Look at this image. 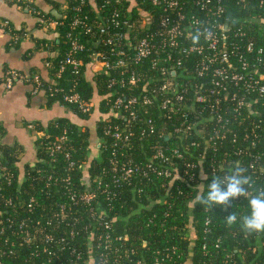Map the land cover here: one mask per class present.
Masks as SVG:
<instances>
[{"label": "trees", "instance_id": "obj_1", "mask_svg": "<svg viewBox=\"0 0 264 264\" xmlns=\"http://www.w3.org/2000/svg\"><path fill=\"white\" fill-rule=\"evenodd\" d=\"M224 1L230 21L248 18V33L259 43L263 42L264 3L248 0L246 5H242L237 0ZM140 4L141 0H85L80 13L76 7L81 5V0H69L67 13L59 19L62 24L57 27L55 37L37 41L50 54H54L49 56L51 79L48 81L39 74L46 87L43 92L48 103L65 104L60 96L49 95L47 87L55 81L56 85L66 90L73 87L85 100L97 104L88 113L71 106L78 119L61 117L46 126L38 125L36 128L43 130L44 135L36 140L38 149L35 163L25 165V170L19 169L22 147L0 140V264H75L72 258L75 259L76 254L72 255L67 246L62 248L61 237H65L70 245L88 258L86 250L93 226L92 207L102 212L100 215L106 214V220L112 221L114 235L128 237L125 246L135 249L132 259L120 258L121 264H133L136 258H143L147 264H156L157 260L158 264H264V233L245 235L238 226L227 228L222 221L231 212L246 213V198L233 200L232 207L227 211L223 207H216L212 212L204 211L201 204L195 207L192 204L195 189L203 190L214 175L222 174L234 161L248 167L257 187L264 188V170H261L264 169V133L256 140L255 148L251 147L249 140L244 143L253 153L261 151L263 160H257L251 152L241 156L226 154L227 150H235L233 142L220 143V147L216 148L190 144L189 152L192 155L203 151L201 160L193 156L187 158L196 160L197 170H175L173 176L167 179L139 177L132 185L126 184L117 190L115 196L107 194L106 189H109L106 183L115 190L111 183L109 152L102 142L104 127L109 118H114L110 106L106 104L109 96L108 76L104 72L92 71L95 60L92 50L96 47L91 44L90 51L80 55L84 61L80 73L75 74L67 69L59 78L58 66L70 48L67 34L72 29L75 16L85 15L88 23H92L99 15L98 23L114 9H120L125 16L137 17L141 16L138 9ZM144 7L152 8L150 4ZM46 16L52 15L48 13ZM15 33L20 41L24 32ZM243 119L246 120L242 123L235 121L233 129L239 133L252 131L251 117L244 116ZM159 130L164 131L161 125ZM165 131L170 133L169 128ZM3 132L0 127V139ZM64 133L66 142L51 155L50 147ZM158 142L183 147L190 141L180 140L172 133L168 139L165 136H156L149 141L146 139L141 142L144 148L137 146L138 152L134 154L136 160H144L151 146ZM71 162H74V166H70ZM202 173L207 174V180L201 179ZM68 176L69 182L63 180ZM49 177L52 178L49 180ZM57 177L60 180L55 181ZM99 182L102 186H99ZM133 185L141 192L138 193ZM89 188L96 193L91 206L81 202L78 197L74 202L70 200L72 192L79 195ZM23 222L27 224L26 227H21ZM96 226L94 243L99 234L107 231L103 224L98 227L96 223ZM26 230L35 234L34 241H27ZM72 231L74 236L71 235ZM46 235L53 236V240L47 242ZM101 253V249L95 248L89 263L97 264ZM105 253L113 261L115 254ZM79 262L84 264V257Z\"/></svg>", "mask_w": 264, "mask_h": 264}, {"label": "built area", "instance_id": "obj_2", "mask_svg": "<svg viewBox=\"0 0 264 264\" xmlns=\"http://www.w3.org/2000/svg\"><path fill=\"white\" fill-rule=\"evenodd\" d=\"M17 1L24 3L48 26L62 24L39 11L33 6V0ZM237 1L242 5L248 2ZM260 2L263 4L264 0ZM83 4L85 0L76 7L80 13ZM146 4L152 8H145ZM138 9L141 16L137 17L125 16L120 9H114L98 23L99 15L92 23H88L85 15L75 16L71 24L75 30L67 34L70 48L60 60L57 72L59 78L67 69L80 73L84 64L80 55L90 51L89 44L96 47L92 50L95 59L92 65L100 67L93 72H104L108 76L106 104L114 115L104 127L102 139L109 152L111 183L115 188L111 189V184L106 183L108 196H115L117 190L126 184L132 185L139 177L167 179L175 170H197L196 160L187 158L193 156L201 160L203 151L192 155L190 144L216 148L220 143L233 142L235 150L226 149V154L241 156L251 152L244 143L249 140L255 148L256 140L264 133V41L259 43L248 33V18L230 21L224 0H141ZM196 22L213 25L214 34L193 46L188 37ZM86 37L89 39L85 40ZM15 39L18 41L17 35ZM17 82L33 84L34 93L46 88L39 74L18 70H7L0 80L6 89H12ZM47 90L51 97L60 96L65 105L83 113L90 112L97 104L85 100L73 87L66 90L55 81ZM244 116L251 117L252 131L239 133L232 125L235 121L244 122ZM160 125L164 131L159 130ZM168 128L170 133L165 131ZM171 133L180 140L189 139V144L178 147L158 142L151 146L144 160H136L137 146L144 148L142 141L156 136L168 139ZM66 140L64 133L50 147L51 155L60 150ZM251 155L263 160L261 151L251 152ZM70 166H74V162ZM58 180L57 177L55 181ZM63 180L69 182L70 177ZM77 197L91 206L96 193L91 188L79 195L72 192L70 200L74 202ZM100 213L96 207L91 208L93 226L86 250L88 258L61 237L62 248L67 246L72 255L76 254V258H72L75 264H81L83 257L84 264H90L95 248L102 251L97 264H121V257L132 259L131 255L136 253L134 248L124 245L128 237L114 235L112 221ZM96 223L98 227L103 224L107 231L99 234L94 243ZM26 226L24 222L21 224V227ZM71 235H75L73 231ZM25 236L29 242L36 238L28 230ZM52 240L53 236L46 235L47 242ZM107 251L115 254L113 261ZM133 264L147 263L143 258H136Z\"/></svg>", "mask_w": 264, "mask_h": 264}, {"label": "crops", "instance_id": "obj_3", "mask_svg": "<svg viewBox=\"0 0 264 264\" xmlns=\"http://www.w3.org/2000/svg\"><path fill=\"white\" fill-rule=\"evenodd\" d=\"M68 2L69 0H33V6L59 20L66 15ZM16 31L24 32L20 41L15 39ZM56 31V26H48L47 22L24 3L0 0V80L7 70L12 69L25 74H41L49 81V56L54 54H50L37 41L54 38ZM99 67L92 65L91 69L95 71ZM61 117L78 119L71 106L61 102L49 104L45 93H34L30 83L17 82L12 89H6L0 83V127L4 131L0 140L22 147L20 170H25V165L35 163L37 159L36 140L44 135V131L36 127L46 126Z\"/></svg>", "mask_w": 264, "mask_h": 264}, {"label": "clouds", "instance_id": "obj_4", "mask_svg": "<svg viewBox=\"0 0 264 264\" xmlns=\"http://www.w3.org/2000/svg\"><path fill=\"white\" fill-rule=\"evenodd\" d=\"M214 34V26L196 22L189 35L193 46L204 39L207 40ZM202 180H207V174L202 173ZM204 185V184H201ZM203 190L195 189L196 194L192 204H201L204 211H211L216 207H223L225 211L232 207V201L240 197L247 200L248 210L246 213L237 214L231 212L223 223L225 227L238 226L245 235L264 233V188L257 187L248 167L240 161H234L227 170L220 175H214L212 181Z\"/></svg>", "mask_w": 264, "mask_h": 264}]
</instances>
